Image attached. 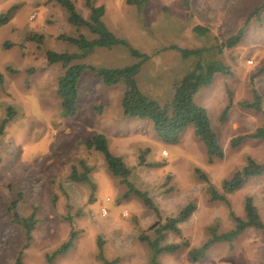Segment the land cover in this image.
<instances>
[{"label":"rangeland","instance_id":"1","mask_svg":"<svg viewBox=\"0 0 264 264\" xmlns=\"http://www.w3.org/2000/svg\"><path fill=\"white\" fill-rule=\"evenodd\" d=\"M139 1L95 0L104 7L101 20L127 46L96 47L78 62L117 68L136 62L129 48L147 54L135 75L136 83L149 98L164 103L172 95V83L193 62L192 57L184 59L168 46L206 49L205 57L218 59L230 70L226 75L216 74L208 87L194 95V101L206 110L223 158L208 162L190 126L177 142L166 143L148 120L124 117L119 105L123 84L103 85L90 70L80 77L75 115L62 116L55 94L62 68L48 65L44 51H74L59 36H74L75 28L55 0H0V119L6 107L15 112L0 139V264H11L18 253L23 264H46L45 254L72 231V247L54 264H101L96 257L98 241L105 258L117 259L116 264H149L150 251L139 235H150L153 223L176 215L188 202L195 203L196 209L178 224L179 234L167 232L165 237L166 243L187 242V246L159 254V264H264V234L255 228L246 229L230 245L212 244L197 262L187 255L208 238L209 226L215 225L217 232L233 226L227 206L210 201L207 187L220 191L222 180L241 168L247 156L264 161V139L229 145L231 138L261 124L259 112L238 105L251 100L254 88L264 109V71H260L264 67V24L250 19L243 26L260 0ZM73 2L86 18L84 0ZM195 25L208 32L195 34L191 30ZM242 26L240 42L215 54L213 46ZM78 32L88 39L94 37L84 28ZM32 33L42 36L41 43L26 39ZM95 133L105 135L109 150L130 169L128 181L151 197L157 213L134 195L123 197L126 187L107 170L101 153L84 147L82 142ZM80 160L91 169L89 183L68 178L72 165L80 168ZM18 195V214L25 217L35 212L36 224L27 246L23 229L10 221L7 209ZM247 195L264 221V173L248 178L227 195L237 216L243 217Z\"/></svg>","mask_w":264,"mask_h":264},{"label":"trees","instance_id":"2","mask_svg":"<svg viewBox=\"0 0 264 264\" xmlns=\"http://www.w3.org/2000/svg\"><path fill=\"white\" fill-rule=\"evenodd\" d=\"M64 10L67 22L76 30L74 36H59L64 42L70 43L75 47L74 51H54L46 49L44 56L48 65H59L62 72L56 78L55 94L58 98L60 114L64 117H73L77 111V102L79 98L78 83L84 71H92L94 76L100 78L103 85H114L119 82L123 84V92L120 98V109L124 117L146 119L160 140L166 143L177 142L179 136L187 127L192 128L193 135L203 144L207 160L223 158V149L218 142L217 135L210 125L206 110L194 101V95L202 88L208 87L216 74L226 75L230 73L229 67L214 58L204 56L206 49L202 48H181L176 45L168 46L169 49L178 51L182 58H193V62L182 76L172 83V95L169 100L159 103L146 94L138 87L135 75L139 70L140 64L146 60L147 54L129 48L131 55L136 57V62L117 68L94 67L86 63H79L81 59L87 56L96 47H111L113 45H126L124 39L116 37L108 30L101 17L104 13L103 5H96L95 0H84L88 8V15L84 18L75 8L73 0H55ZM127 4H140L139 0H124ZM6 16V15H2ZM264 24V0L247 14L244 25L248 20ZM1 20V17H0ZM4 20V19H3ZM2 20V22H3ZM243 26L233 35L213 46L215 54H220L224 48H232L238 44L243 36ZM79 28L86 29L94 37L88 39ZM197 35H205L208 30L200 25H195L191 29ZM27 40L41 43L42 36L35 33L29 34ZM264 71V67L260 70ZM1 80V78H0ZM262 98L256 89H252L251 100H243L238 103L241 108L259 112L261 115V124L252 132L237 135L230 139V147H237L245 139H264V109L261 106ZM227 107L221 113L223 119ZM15 112L11 107L5 108L4 117L0 119V139L4 134V129L8 122L14 117ZM88 150H95L101 153L107 170L113 176L119 177L120 183L126 187L123 197L134 195L140 199L142 204L157 213L151 197L145 192L134 187L128 181L130 169L123 162L120 156L114 155L108 148L107 139L102 133H95L82 142ZM143 157H140V163ZM79 169L75 165L71 166L68 178L74 182L89 183L88 174L90 167L83 160L78 161ZM195 173L204 181H207L206 175L199 169ZM264 173V161L257 162L247 156L244 165L234 171L230 177L223 179L221 190L218 191L212 185L207 187V193L210 201H219L228 208L229 216L233 221L232 228L217 232L216 226L208 227V238L198 247L190 248L187 252L188 257L197 262L202 259L209 247L218 242H224L228 245L232 243L240 234L248 228H255L264 234V221L260 217L257 207L251 196L247 195L243 199V217L237 216L231 209L227 195L240 189L250 177L259 176ZM21 196L18 195L8 204L10 221L23 229L25 235V246L31 239V232L36 224L35 212L23 217L17 212V203ZM196 209L195 203L188 202L181 207L176 215L166 217L162 222L156 221L148 231L150 235L141 233L139 240L144 242L149 251V264H159L157 257L159 254L173 253L181 245L187 246V242L166 243V233L179 234L178 224L187 220ZM75 232H70L68 238L56 247L50 253L45 254L46 264H54L55 260L63 255L73 245ZM97 259L101 264H116L117 259L108 260L103 254L102 242L97 243ZM11 264H23L21 253L15 257Z\"/></svg>","mask_w":264,"mask_h":264}]
</instances>
